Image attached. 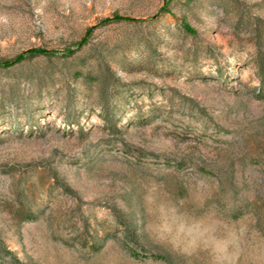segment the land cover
I'll return each instance as SVG.
<instances>
[{"label": "rangeland", "instance_id": "1", "mask_svg": "<svg viewBox=\"0 0 264 264\" xmlns=\"http://www.w3.org/2000/svg\"><path fill=\"white\" fill-rule=\"evenodd\" d=\"M20 55L0 264H264V0H0Z\"/></svg>", "mask_w": 264, "mask_h": 264}, {"label": "trees", "instance_id": "2", "mask_svg": "<svg viewBox=\"0 0 264 264\" xmlns=\"http://www.w3.org/2000/svg\"><path fill=\"white\" fill-rule=\"evenodd\" d=\"M30 53L35 54V53H40V51L39 50H37V51H31ZM41 53H44V52H41ZM25 56L26 55H20L17 58H15L14 60H3V61H0V67L6 68V67H9V66H12L13 64L22 61L25 58ZM103 115H104V120H105L106 124L108 126L112 127V128L115 127L114 123H112V116H111V114H103ZM253 207L254 206L252 204V208ZM138 228L140 229V227H138ZM137 229H136V227L134 228L132 226L127 227L126 236L129 239H131V242L132 243H134L131 246L133 251H144V252H146V251H148L146 244H140L139 240L137 239L139 237V234L137 232ZM151 253H152L151 255H154L155 257H159V258L165 259L168 262L173 263V258L169 254H167V253H162V252L161 253L151 252ZM12 260L14 262H17L18 263V258H16L15 256L12 257ZM14 262H13V264H15Z\"/></svg>", "mask_w": 264, "mask_h": 264}]
</instances>
